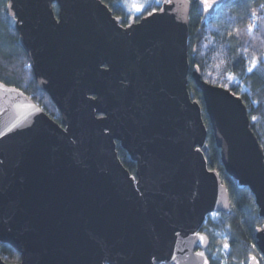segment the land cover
Listing matches in <instances>:
<instances>
[{
	"label": "water",
	"instance_id": "95a60500",
	"mask_svg": "<svg viewBox=\"0 0 264 264\" xmlns=\"http://www.w3.org/2000/svg\"><path fill=\"white\" fill-rule=\"evenodd\" d=\"M163 1L122 26L102 0H8L36 88L60 121L0 81V264H211L203 227L209 214L230 215L232 202L208 167L190 75L226 172L264 218V148L248 108L191 69V0ZM225 1L197 0V10L211 17ZM254 237L264 255V225ZM3 245L20 261H5Z\"/></svg>",
	"mask_w": 264,
	"mask_h": 264
},
{
	"label": "trees",
	"instance_id": "16d2710c",
	"mask_svg": "<svg viewBox=\"0 0 264 264\" xmlns=\"http://www.w3.org/2000/svg\"><path fill=\"white\" fill-rule=\"evenodd\" d=\"M102 1L115 16L122 15L118 4L120 0ZM7 3L8 0H0V81L20 88L50 117L60 121V112L50 96L36 88L27 54L18 43V34L9 25ZM55 9L57 12V5ZM189 47L191 69L198 66L203 80L226 88L243 99L252 129L264 148V0H226L213 16L207 18L197 10V0H191ZM254 59L256 66L252 67ZM250 67L251 72L248 71ZM188 87L192 98L199 101L203 108L204 121L209 130L208 167L219 173L232 202L230 215L209 214L203 227L211 240L207 251L211 264H249L250 255H255L259 264H264V255L254 237L255 230L264 225L255 197L248 187L240 186L226 172L202 93L191 75ZM118 152L122 163L134 174L136 164L120 145ZM213 215L215 218H212ZM225 245L228 247L225 248ZM1 256L7 262L21 259L19 252L10 245L2 246Z\"/></svg>",
	"mask_w": 264,
	"mask_h": 264
},
{
	"label": "flooded vegetation",
	"instance_id": "af4514ba",
	"mask_svg": "<svg viewBox=\"0 0 264 264\" xmlns=\"http://www.w3.org/2000/svg\"><path fill=\"white\" fill-rule=\"evenodd\" d=\"M167 1L169 2L170 0H167ZM163 3H164L163 0H159L158 3L157 2L156 3L155 2L150 3L149 5H147V7L145 9H141L138 13L133 14V13H130L125 8H123V6L120 4V1H119L118 4L120 5V8L122 10V15H120V16L116 15V17L122 19V26H127L131 19L133 20V22L137 23V22H140L142 18L158 11L163 6ZM1 252H2V248H1Z\"/></svg>",
	"mask_w": 264,
	"mask_h": 264
},
{
	"label": "rangeland",
	"instance_id": "374dc122",
	"mask_svg": "<svg viewBox=\"0 0 264 264\" xmlns=\"http://www.w3.org/2000/svg\"><path fill=\"white\" fill-rule=\"evenodd\" d=\"M156 3L157 0H120V4L128 10L130 13L136 14L138 13L141 9H145L146 7H141L143 5H149L150 3ZM135 5L136 7H133ZM140 7V10L137 11L136 8ZM212 218H215V215H213Z\"/></svg>",
	"mask_w": 264,
	"mask_h": 264
},
{
	"label": "snow or ice",
	"instance_id": "6c2138e0",
	"mask_svg": "<svg viewBox=\"0 0 264 264\" xmlns=\"http://www.w3.org/2000/svg\"><path fill=\"white\" fill-rule=\"evenodd\" d=\"M159 2V0H157V3ZM133 7H136L135 5H133ZM141 7H147V5H143V6H141ZM136 10L137 11H139L140 10V7H137L136 8ZM253 15H255V13H253ZM249 31H251V26H249ZM252 67H255L256 66V60L254 59L252 62ZM252 67H250L249 69H248V71H252ZM253 119H255V117L253 118ZM202 239V238H201ZM228 246L227 245H225V248H227ZM197 255H200V256H203V253H197Z\"/></svg>",
	"mask_w": 264,
	"mask_h": 264
}]
</instances>
